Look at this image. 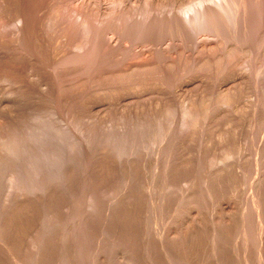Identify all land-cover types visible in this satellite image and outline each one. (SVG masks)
Returning a JSON list of instances; mask_svg holds the SVG:
<instances>
[{
	"label": "rangeland",
	"instance_id": "374dc122",
	"mask_svg": "<svg viewBox=\"0 0 264 264\" xmlns=\"http://www.w3.org/2000/svg\"><path fill=\"white\" fill-rule=\"evenodd\" d=\"M0 264H264V0H0Z\"/></svg>",
	"mask_w": 264,
	"mask_h": 264
},
{
	"label": "bare ground",
	"instance_id": "6f19581e",
	"mask_svg": "<svg viewBox=\"0 0 264 264\" xmlns=\"http://www.w3.org/2000/svg\"><path fill=\"white\" fill-rule=\"evenodd\" d=\"M205 1H206V0H205ZM207 1H208V0H207ZM198 2H199V1H198ZM200 2H201V1H200ZM202 2H203V1H202ZM171 3H172V2H171ZM177 3H178V2H177ZM192 3H193V2H192ZM204 3H205V2H204ZM205 4H206V3H205ZM226 4H227V3H226ZM187 5H188V4H187ZM187 5H186V6H187ZM191 5H192V4H191ZM193 5H194V3H193ZM199 5H200V4H199ZM177 6H178V5H177ZM179 6H180V3H179ZM182 6H183V5H182ZM200 6H201V5H200ZM205 6H206V5H205ZM188 7H190V6H188ZM206 7H207V6H206ZM206 7L204 8V11L207 10ZM78 8H79V7H78ZM190 8H191V7H190ZM194 8H195V6H194ZM201 8H202V7H201ZM76 9H77V8H76ZM79 9H80V8H79ZM210 9H211V8H210ZM210 9H208V10H210ZM77 10H78V9H77ZM170 10H171V9H170ZM187 10H188V9H187ZM194 10H195V9H194ZM194 10H193V12H194ZM197 10H198V9H197ZM200 10H201V9H200ZM208 10L206 11V15H207L206 18H207V21H205V22H208L209 25H210L212 22H211V20H210V21L208 20V15H209ZM81 11H82V10H81ZM81 11H80V12H81ZM153 11H154V12L151 11V15H150V17H149V20L147 21V24H148V26H150V27H151V25H152V26L154 25L153 22L156 23V21H155V20H156V19H155L156 17H155V15H153V14H155V9H153ZM169 12H170V11H169ZM189 12H190V11H189ZM84 13H85V12L83 11L82 14H84ZM184 13H185V12H184ZM190 13H191V12H190ZM195 13H196V12H195ZM198 13H199V12H198ZM204 13H205V12H204ZM174 14H175V13H174ZM186 14H188V13H186ZM186 14H185V15H186ZM200 14H201V13H200ZM202 14H203V13H202ZM212 14H213V13H212ZM212 14H211V15H212ZM203 15H204V14H203ZM203 15H202V16H203ZM238 15H239V14H238ZM186 16H187V15H186ZM188 16H189V15H188ZM199 16H201V15H199ZM209 16H210V15H209ZM182 17H183V16H182ZM204 17H205V16H204ZM237 17H238V16L236 15V18H235L236 20H234V21H236V23H237V25H238V23L240 22L239 19H242V15H240L241 18H240V17L237 18ZM199 18H200V17H199ZM183 19H184V18H183ZM188 19H190V17H189ZM209 19H210V17H209ZM186 20H187V19H186ZM204 20H205V19H204ZM204 20H203V21H204ZM191 21H192V20H191ZM188 22H189V21H188ZM195 22H196V21H195ZM197 22H198V21H197ZM198 24H199V23H198ZM201 24H202V23H201ZM205 24H206V23H205ZM209 25L207 24V26H206V28H205V30H204V34H203V35H205V34H206V35L202 37V41H204V40H208V39L210 40V37H211L212 34L218 35L217 30L214 29V28H210ZM112 31H113V30H112ZM115 31H116V30H115ZM202 32H203V31H202ZM216 39H217V38H216ZM200 41H201V40H200ZM210 41H211V40H210ZM205 42H206V41H205ZM201 45H202V44H201ZM231 45H232V44H231ZM233 45H234V44H233ZM235 46H236V45H235ZM241 46H242V45H241ZM232 48H235V47H232ZM236 49H237V50H239V49L241 50L240 46H239V47L237 46V47L235 48V50H236ZM233 50H234V49H233ZM226 56H227V55H226ZM222 57H223V56H222ZM141 61H142V60H141ZM142 62H144V61H142ZM137 63H138V61H137ZM146 63H147V62H145V64H142V63H139V64H142V66H144V65H146ZM134 64L136 65V63H134ZM133 66H134V65H133ZM140 66H141V65H140ZM142 66H141V67H142ZM131 69H133V68L131 67ZM165 81H166V79H165Z\"/></svg>",
	"mask_w": 264,
	"mask_h": 264
}]
</instances>
